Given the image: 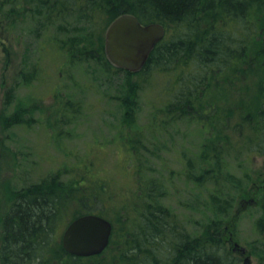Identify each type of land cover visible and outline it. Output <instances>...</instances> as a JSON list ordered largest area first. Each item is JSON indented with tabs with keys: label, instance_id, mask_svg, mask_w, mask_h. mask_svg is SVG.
Listing matches in <instances>:
<instances>
[{
	"label": "rangeland",
	"instance_id": "obj_1",
	"mask_svg": "<svg viewBox=\"0 0 264 264\" xmlns=\"http://www.w3.org/2000/svg\"><path fill=\"white\" fill-rule=\"evenodd\" d=\"M57 11L31 0H0V218L7 215L17 191L46 177L58 179L65 189L78 185V176L89 184L107 182L104 202L91 207L115 224L100 263L118 264L117 252L125 250L122 242L134 241L139 197L148 186L156 187L155 197L175 211L192 234L202 232L207 216H217L206 209L210 192L197 187L195 180L207 165L203 152L213 147L230 151L229 171L235 181L228 195L232 226L223 227L224 235L229 233L235 242L228 241L227 248L237 264L264 261V155L242 147L247 130L240 141L229 128L244 106L241 101H254L259 85H264V23L257 41L251 38L252 21L245 32L250 36L249 54L259 50L253 59L257 63L244 66V73L234 68L220 78L216 73L218 85L208 92L202 87L194 103L196 85L185 81L204 73L198 65L185 67L190 70L182 76L184 84L174 64L166 73L113 69L98 61L106 30L75 16L50 23L48 16ZM81 50H86L84 55ZM183 92L189 105L184 107L186 116L170 107ZM206 111L207 120L201 118ZM225 134L232 136L229 146L221 137ZM73 191L72 197L62 199L54 238L58 250L68 225L85 214L76 188ZM2 245L0 235V254Z\"/></svg>",
	"mask_w": 264,
	"mask_h": 264
},
{
	"label": "trees",
	"instance_id": "obj_2",
	"mask_svg": "<svg viewBox=\"0 0 264 264\" xmlns=\"http://www.w3.org/2000/svg\"><path fill=\"white\" fill-rule=\"evenodd\" d=\"M31 1L47 11L58 10L48 16L50 23H55L56 19L75 16L79 22L98 23L101 30L105 31L119 16L130 14L137 17L142 24H162L166 28V36L153 50L142 71L161 70L166 73L168 66L174 64L175 73H180L179 82L184 84V73L198 65L204 73L201 76L192 74L189 81H185V84L190 82L196 85V92H193L191 100L194 103L197 102V95L202 87L208 92L218 85L216 73L219 78L226 69L234 68L233 72L244 73V66L257 63L253 59H257L259 50L255 51L254 56L249 54L247 41L250 36H245V32L251 27L252 21L254 26L251 38H256L257 41L264 23V0ZM55 4L59 6L58 9L52 6ZM101 50L98 61L105 60L112 68L104 45L103 48L101 45ZM85 52L86 50H81L83 55ZM187 65L191 68L185 69ZM260 77L264 83V70L260 72ZM258 88V96L254 101H241L244 106L238 112L235 124H230L229 128L235 130L239 140L241 136H245L244 131L247 130V138L240 140L242 147L252 155L263 156L264 85H259ZM186 95L185 92L181 93L170 105L178 113L183 112L182 116H186L187 112L184 111V107L188 105H185ZM8 98L10 104L11 97ZM208 111L214 113V106L209 105ZM209 112L206 111L201 118L207 120ZM216 136L218 133L214 137ZM221 137L225 139L227 146L233 143L230 140L232 136L225 134V137ZM235 151L241 153L237 149ZM229 154L228 150H216L213 147H208L203 152V160L208 166L206 165L204 172L195 180L197 187H203L206 192H210L207 211L218 214L206 217L202 232L192 234L184 230V225L175 211L155 197L156 187L148 186V190L139 197L141 209L138 208L137 211L140 218L132 234L134 241L122 242L125 250L117 252L118 264H237V259L233 258L227 248L228 241L232 238L235 240V237L223 233V227L228 226L231 221L232 198L228 195H231L235 185L233 174L229 171ZM49 177L39 184L17 191L7 215L0 218L2 264H101V255L79 258L67 253L63 245H58L59 250L54 248L57 242L54 238L56 239L61 222L62 199L66 198L65 195L72 197L70 194L74 192L73 188L78 193L77 202L85 210L84 215L97 214L106 217L102 211L91 205L104 202L102 197L107 191V182L89 184L83 176H78L76 180H79V184H70L65 189L59 185L58 179ZM260 256L264 257V253L261 252ZM259 264H264V261Z\"/></svg>",
	"mask_w": 264,
	"mask_h": 264
},
{
	"label": "water",
	"instance_id": "obj_3",
	"mask_svg": "<svg viewBox=\"0 0 264 264\" xmlns=\"http://www.w3.org/2000/svg\"><path fill=\"white\" fill-rule=\"evenodd\" d=\"M165 35V27L160 23L142 24L134 15H121L106 31L107 58L118 69L138 73ZM112 235L113 224L108 219L87 214L68 225L62 244L73 256L94 257L103 254L110 246Z\"/></svg>",
	"mask_w": 264,
	"mask_h": 264
}]
</instances>
